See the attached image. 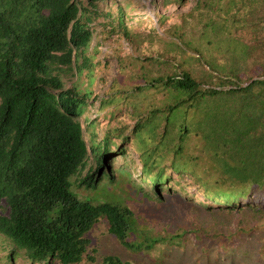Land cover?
<instances>
[{
	"label": "trees",
	"instance_id": "trees-1",
	"mask_svg": "<svg viewBox=\"0 0 264 264\" xmlns=\"http://www.w3.org/2000/svg\"><path fill=\"white\" fill-rule=\"evenodd\" d=\"M97 1L0 0V264H134L96 255V224L148 264H264V0H196L204 77L178 66L141 82L138 63L125 106L107 112L132 124L99 139L79 122L96 98L63 80ZM132 195L173 204L175 222L137 217Z\"/></svg>",
	"mask_w": 264,
	"mask_h": 264
},
{
	"label": "rangeland",
	"instance_id": "rangeland-1",
	"mask_svg": "<svg viewBox=\"0 0 264 264\" xmlns=\"http://www.w3.org/2000/svg\"><path fill=\"white\" fill-rule=\"evenodd\" d=\"M195 2L196 0H99L96 2L94 7L99 15L92 24L91 42L84 48L83 54L77 61L79 68L77 74L75 75V70L72 68L63 76V80L66 86L82 81L87 95L96 98L89 111L79 118V122L85 125L84 119H93L91 124L98 132L97 139L101 137L102 131L107 126L119 125V121L124 125L132 124L133 120L125 113V109L113 120L107 112L111 105L114 106L115 111L125 106L127 91L125 84L129 80L133 82L132 77H137L140 72L141 82L147 81L150 77L148 73L156 75L176 72L178 66L187 69L192 75L204 77L207 67L196 59V54L206 55L209 48L201 37L204 13L193 9ZM125 28L130 34L126 33ZM171 30L177 31L183 38L176 33H170ZM186 41L196 48L195 51L190 50ZM138 63L146 64L149 72L145 69L138 72L136 68ZM90 135L91 133H88V136L84 134V139H89L90 142L93 138ZM116 142L120 141L116 140ZM128 147H132L131 142L128 143ZM138 172L139 168L132 171L134 178ZM81 174L85 175V170L81 171ZM125 190L126 186L117 189L124 194ZM127 198V205L137 217L147 219L153 225L175 222L177 215L173 204L147 201L135 195ZM190 214L200 222L210 220L208 214L199 212L198 209H190ZM230 218L234 223L238 216L233 214ZM103 229L104 226L96 224L89 233L91 242L96 246L97 256L112 253L122 259L131 260L134 264H148L147 256L131 255L114 237L106 235ZM188 236L191 241L192 236Z\"/></svg>",
	"mask_w": 264,
	"mask_h": 264
}]
</instances>
